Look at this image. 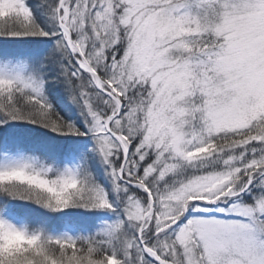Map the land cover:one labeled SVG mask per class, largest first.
<instances>
[{"label":"snow or ice","instance_id":"1","mask_svg":"<svg viewBox=\"0 0 264 264\" xmlns=\"http://www.w3.org/2000/svg\"><path fill=\"white\" fill-rule=\"evenodd\" d=\"M51 16L46 30L27 0H0V37L52 39L30 71L0 61V134L26 122L91 135L122 216L76 237L0 216V264H264V0H56ZM48 73L85 130L48 101ZM0 151L23 148L0 135ZM52 172L10 159L0 192L56 212L114 208L78 168Z\"/></svg>","mask_w":264,"mask_h":264},{"label":"trees","instance_id":"2","mask_svg":"<svg viewBox=\"0 0 264 264\" xmlns=\"http://www.w3.org/2000/svg\"><path fill=\"white\" fill-rule=\"evenodd\" d=\"M56 0H27V3L33 9L34 16L38 23H41L43 27L48 29L55 28V20L51 16V10L54 6ZM52 47V39L46 37H22V38H12V37H0V56H12L16 54V50L22 49L25 54L29 53L30 58H28L30 67L32 69L33 61L38 60L40 56L45 54L49 48ZM46 68H41V71H45ZM51 73H48L45 77V96L48 101L53 105L57 112L64 117L65 120L72 121L77 127L82 130L86 129L85 115L83 113L80 104L75 102L70 98V94L65 90L66 86L64 84H57L55 81L49 79ZM83 113V114H82ZM11 125L10 133L16 136H22L27 141H34L26 148L33 153L40 155L43 158L46 157H58L64 156V153H60L55 147L51 146L49 143L57 141L66 145V153L72 149H76L82 154V161L79 164V171L81 175L89 176L95 183L103 186L108 194V198L113 202L115 210L112 216L104 217L102 215L103 209H85L80 207H69L66 208V223L71 222L76 228V236H89L95 234L99 228L105 222H111L122 216V202L124 195L123 192H118L114 189L112 179L108 173V166L103 163V159L98 151H94L95 141L88 138V136H61L50 130L40 127L38 125L28 124L26 122H9ZM0 127H7L0 126ZM6 136L8 134H0ZM69 149V150H68ZM80 149V150H79ZM82 150V151H81ZM61 154V155H59ZM64 159V157H63ZM179 177V174L169 177L165 183L171 184L175 182ZM137 195L142 196L143 193L139 189H134ZM0 197H8L4 193L0 192ZM9 201H16L12 198ZM25 201V200H18ZM35 207L34 202L27 201ZM37 208V207H36ZM78 211V212H77ZM34 214H37L36 210H33ZM73 213H78L74 219ZM83 213V214H81ZM60 214V212H59ZM84 215L85 218L97 217L94 222H89L88 224L79 220V217ZM37 216H31V223L35 226L37 223ZM61 221L60 218L56 222ZM62 221H64L62 219ZM128 232L132 233L134 229L128 227ZM149 259V257H148Z\"/></svg>","mask_w":264,"mask_h":264},{"label":"rangeland","instance_id":"3","mask_svg":"<svg viewBox=\"0 0 264 264\" xmlns=\"http://www.w3.org/2000/svg\"><path fill=\"white\" fill-rule=\"evenodd\" d=\"M28 58H30L29 53L24 52L22 49L16 50V54H13L12 56H0V61L11 59L13 63H17L19 61H23L24 65L27 70H31L30 63ZM98 103V101H97ZM15 137L16 141L22 146L23 151L22 152H15L12 153H5L3 151H0V164L9 162L10 159H18L21 156H35L38 157L40 160H42L45 164H49L53 168V172L50 173L54 174L57 170H62L65 167H73V168H79V164L82 161L83 152L82 154L76 151V149H72L66 153V145H58V149L60 150V153H64V156H58V157H46L43 158L40 155L33 153V151H30L26 148L27 145H31L34 141H27L22 136H16L13 134H8L6 136H3L4 140L7 141L10 138ZM88 138L93 140L91 135H88ZM52 145H55V143H52ZM69 150V149H68ZM80 150V149H79ZM82 151V150H81ZM67 154V156H66ZM61 155V154H59ZM64 157V159H63ZM211 166V165H207ZM192 170L189 169L188 172H191ZM174 175H169L166 177L163 181H160L161 184H164L166 180ZM11 197H0V216L4 217L5 219L9 220L10 222L16 224L18 227H27L29 231L37 230V229H43L48 234H51L53 236H64L69 235L75 237L76 234V228L74 227V224L71 222L66 223V209H63L60 212H56L47 208L42 207L41 205L35 204V207L32 206L27 201H9ZM37 207V208H36ZM33 210H36L37 214H34ZM99 210V209H96ZM115 210V207L113 209H103L102 215L104 217L112 216L113 212ZM78 212V211H77ZM74 215L72 218L74 219L77 217L76 215L78 213H73ZM83 214V213H81ZM31 216H37V223H35V226L31 223L30 219ZM60 218L61 221H58ZM97 217H88L85 218L84 215H81L79 217V220L88 224L89 222H94V220ZM62 219L64 221H62ZM149 259H151L149 257Z\"/></svg>","mask_w":264,"mask_h":264}]
</instances>
